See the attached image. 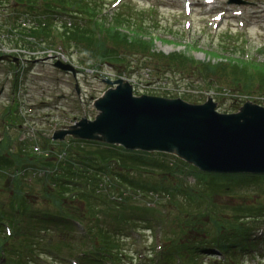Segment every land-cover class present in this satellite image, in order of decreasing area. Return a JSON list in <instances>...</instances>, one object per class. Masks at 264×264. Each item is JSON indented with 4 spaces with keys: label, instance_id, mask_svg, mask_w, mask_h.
<instances>
[{
    "label": "rangeland",
    "instance_id": "374dc122",
    "mask_svg": "<svg viewBox=\"0 0 264 264\" xmlns=\"http://www.w3.org/2000/svg\"><path fill=\"white\" fill-rule=\"evenodd\" d=\"M241 2L245 10L249 33L246 40L243 36L242 39L248 45L241 40H234V27L229 18L224 20L218 35L211 39L206 36V33L202 34L196 31L193 26L199 22V14L195 6L192 9L194 24L189 31L183 32L181 30L182 14L177 0H124L116 10H113L115 8L112 0H97L89 4L97 9L93 16L90 13L86 14L84 11L76 10V6L73 5L72 7L69 2L56 7V11L52 15V21L48 26L47 37L44 35L37 37L35 39L36 43H33L32 46L43 50L46 55L51 53L55 59H61L69 64L72 62L77 67L89 72H86V74L80 72L74 77L72 71L54 65L53 58L47 60L46 63L35 64L32 67L33 76L28 81V87L32 91L42 94L35 101L34 118L29 123L20 121L17 114L5 111L8 101H5L4 97L0 98V139L3 137L0 144V157L6 155L4 162L8 163L5 167L8 170L4 171V176H0V208L6 213L9 211L15 213L17 207L12 205V202L24 200L26 204H30V210L24 213L22 208L21 214L16 213L17 217L14 216L11 222L8 218H5V221L12 226L14 231V241L10 244L9 242H3V245L5 243L6 246H14L16 250L25 249L21 243L33 245L34 253L29 259H33L37 264H69V261L75 263L79 252L84 247L90 246L86 241L87 238L81 235L82 232H79L77 228L74 229L65 225L66 220L63 219V212L53 204L48 192L52 193L54 191L52 188L57 187L52 178L63 171V167L66 166L69 160L75 161L78 152L88 150L92 144L79 143L75 141L79 139L65 136L60 141L56 140L51 144L44 145L46 139H40V135L50 136L52 130L65 126L81 116L92 118L96 111L91 106V101L101 95L108 86L102 81L104 76H111L113 79L123 77V75L127 76L126 79L132 83L133 92L136 95L150 93L184 99L183 94H190L195 103H201L210 96L216 102V109L219 112H235L245 100L251 99L250 96L259 95L258 91L246 92L242 87L239 89L230 88L219 81L211 84L207 79V82H204L194 70L196 65H201V62L203 67V62L207 63L209 60L211 62L221 61V56L237 57L244 61L249 60L243 68L248 72H252L253 62L257 64L264 63V30L258 29L259 22L264 21L262 19L263 12L259 11L261 6L264 5V0H241ZM148 4L156 6L157 12H155L153 19L157 23L152 27L145 26L146 34L142 37L147 40L150 37L153 38V53L169 55L174 52H181L190 57L189 63L185 61L180 66L170 67L164 65V62L157 60L156 57H149L146 52L122 51L112 45L109 40H107V46L105 47L96 44L97 39L103 36L104 32L102 30L107 29L116 12L131 17L130 19L133 22L124 21L122 27L118 28L129 31L131 37L135 36L133 31L138 23L135 22V17L142 18V24H148L150 20L147 18L148 13L146 11ZM195 4L196 2H194ZM101 6L109 12H102L99 9ZM24 9L28 8L24 6H13L12 8L0 6V24L6 25L12 21L19 22L22 17L30 18L31 15L34 17L36 12L44 14L43 5L37 6L35 11H26L27 14ZM252 17L254 18L253 22L251 21ZM74 21L79 27L88 30L90 39L74 41L71 38L63 37L60 29L61 24L70 25ZM33 24L36 25V22H33ZM224 32L231 35V37L229 38L223 34ZM2 34H5V32H2ZM221 35L225 39L220 42ZM56 36L60 37L61 40ZM55 41L58 44V49L56 51L50 50L48 47L51 44L57 46ZM232 43H235V46H228ZM105 48L110 49L112 56L115 52L119 59L115 62L109 61V63L103 60L99 55ZM211 53L221 55H219V58L214 59ZM45 54L38 57L43 60ZM62 54L66 56V59L62 57ZM106 57L110 59L109 56ZM225 61L224 59L223 62ZM1 66L5 67L4 64H1ZM254 75L256 74L254 73ZM256 77L259 79L258 76ZM74 84L77 85L76 92ZM4 93L5 91L2 92V94ZM77 93H80L79 95L84 98L81 105L75 97ZM39 100L43 101V106L39 104ZM45 113L49 115L45 116ZM32 133L33 135H30ZM35 143L41 149H47V154L42 156L33 153L32 146ZM78 147L81 148L77 151ZM162 154L165 155H155L153 158H158V160L173 168L171 172L167 171L166 176L162 175L160 177L161 181L157 179L158 182H173L179 190L193 185L196 178V175L191 173L193 170L179 164L178 158L176 159L174 155ZM35 167H42L45 172L39 171ZM14 168L22 169L21 175L9 172L10 169ZM159 174L161 173L159 172ZM182 175L186 177L187 181H181ZM234 175L235 173L225 174L226 188L222 187L220 191L217 190L214 194L207 195L204 198L195 195L189 197L183 191H180L177 196L168 195L164 189L161 190V194H158L159 192L156 190L134 192L129 187L127 180L121 182V184L128 186V188L121 190L123 192L122 197L130 195L134 197L122 201V197L117 195L119 191L117 187L114 189H107L106 187L107 199H111L112 203L118 202L114 207L101 204L103 208L107 209L106 211L100 206L96 209L90 207L87 208L92 209L89 213L85 210L83 203L76 202L77 189L74 190V196L70 197L67 192V185H64L66 189L63 193L66 197L62 196L61 198L64 204L73 211V215L77 213L78 221H81L88 229L87 234L91 231L97 232L109 226H115L122 237L121 246L127 252L123 261H125V264H133L135 260L133 258L134 261L132 262L130 258L135 256L136 253L140 255L146 252L150 244L156 245V249L164 248L167 250L172 247L173 242L183 244L186 236L196 237L200 234L199 237L206 240L207 234L202 232L213 229V219L207 218V213L203 209L198 210L202 201H211L215 212L218 214L217 218H227L234 225H241V227L246 224L245 222H248L247 218H250L247 217V213L252 212V215H256L259 203H262L261 207L264 209V191L258 193L256 185L236 186L237 181ZM138 179H143L149 184L150 181H153L151 175H141V178ZM159 185L161 186V184ZM232 186L235 187L231 188ZM83 187L84 185L81 184L80 188L83 189ZM110 193H113L112 198ZM176 199L181 204L177 203ZM141 205H147L149 208H144L145 210L142 211L137 208ZM216 207L219 209L216 210ZM57 212L63 217H60ZM26 216H30V220ZM21 221V231H26L27 227L34 228V231L29 236L22 235L20 241H16L18 239L17 230ZM184 221H189L188 226L191 227L185 234L181 231V225ZM73 223L75 224V221ZM256 223L259 226L258 229H264L262 221L256 220ZM7 227V225L1 226V238H3V233L7 232ZM63 228L65 230L61 232ZM257 232L258 230L255 231V233ZM70 236L83 242V248L78 246L76 249H70L69 246L74 245L73 240L75 239L69 242ZM49 239L51 240L50 244L47 243ZM55 241L59 244V248L54 247L56 245ZM255 243L257 251L260 252L259 249L264 246L263 242L255 241ZM212 244L213 242L206 243L203 249L204 255L200 258V264H207L210 260L209 257L214 255V251L211 250ZM249 251V249L246 250L247 253ZM239 254L241 253L239 252ZM13 256H16V254L13 253ZM182 257L184 259L183 255ZM261 257L264 260V256ZM3 258L0 255V259ZM247 258V255H243V259L246 260L245 264H249ZM139 263L140 261L137 260L134 264Z\"/></svg>",
    "mask_w": 264,
    "mask_h": 264
},
{
    "label": "trees",
    "instance_id": "16d2710c",
    "mask_svg": "<svg viewBox=\"0 0 264 264\" xmlns=\"http://www.w3.org/2000/svg\"><path fill=\"white\" fill-rule=\"evenodd\" d=\"M69 2L70 4L76 6V10L80 12H85L86 14L90 13L93 16L96 12V7L90 6V3H94L92 0H15L13 6H24L28 9H24V11H35L37 6L43 5L44 14L43 13H35L40 14L39 17L34 18V21L38 23L36 26L30 27H21L18 28L19 24L17 21H12L11 23L0 24V37L2 32H6V34L10 35V33L14 31H18L21 37L23 35H32L35 37H41L42 35H48L50 25V21H52L53 12L56 11V7L60 5L66 4ZM68 3V4H69ZM0 6H8L7 0H0ZM71 6V5H70ZM4 9V8H3ZM30 9V10H29ZM45 15V16H44ZM43 16V17H42ZM41 17V18H40ZM114 18L110 21L107 29L102 30L103 36L97 39L96 44L102 45L103 47L107 46V40H109L112 45L115 47L124 50H135L146 52L149 57H156L157 60H161L164 62V65L168 66H180L187 61L189 63L190 57L185 56L184 53L174 52L169 55H165L163 53L154 54L152 48V40L150 37L149 40L143 38L142 36L146 34V27L143 24H138L134 28V35L130 36L129 31L121 30L118 27H122L124 21L131 22L129 16L121 15L120 12H116L113 16ZM6 20V18H5ZM76 21L71 22L70 25L62 24L61 34L63 37L71 38L74 41H86L90 39V34L87 29L81 28L78 24H75ZM72 26V27H71ZM147 26V25H146ZM53 27V25H52ZM14 36V35H12ZM24 42V39H21ZM26 42V41H25ZM213 58H219L217 53H211ZM103 60L111 62L117 61L119 58L116 53L112 56L110 54V49L105 48L99 55ZM106 56H109L107 58ZM222 60L217 62H207L203 64V73L211 84L223 83L224 85L230 88H243L244 91H258L261 94H264V63H252L253 70L256 75L252 72H248L247 70H243L244 65H247L249 60H242L240 58H230L221 56ZM226 60L223 62V60ZM190 65V64H189ZM168 73V72H166ZM207 74V75H206ZM258 76L259 79L256 77ZM256 83H259L258 85ZM257 88V90H256ZM222 89V88H221ZM174 97V96H172ZM183 98L186 100H190L195 102L192 99L190 94H183ZM79 143L87 142L92 144V146L84 151L78 152L76 156V160H69L66 166L63 167V171L58 173L56 177L52 178L55 181L57 187H53L52 193L49 191L48 196L52 199L53 204L64 214V217L57 212L60 217H63L66 220L65 225L71 226L74 229L80 225L86 231L88 229L83 225L81 221H78V217L72 214L73 211L70 210L64 202L62 201V196L67 187V192L70 197L74 196V190L77 189V199L76 202H81L85 206V210L89 213L92 209L87 208H99V206L106 211L107 209L103 208L101 204H105L107 207H114L118 202L112 203L111 199H107L106 192L107 189H114L117 187L119 191L117 195L122 197L123 188H128L127 185L121 184V182H125L126 180L129 183V187L132 188L134 192H142L146 190H156L161 194V190L164 189L167 191L168 195H175L183 191L185 194H188L189 197H193V195L198 196L200 198H204L207 195L214 194L217 190L226 188V179L223 174H214V173H201L197 171L194 167L186 164L185 162L178 160L179 164L190 167L193 171L196 178L194 180L193 185L189 187H184L183 190H179L173 182H158L162 175L166 176L167 171L171 172V166L166 163L154 159L155 155H165L162 153H148L136 150H125L121 146L109 145L96 141H86V140H75ZM81 147L77 148V151ZM21 154V152H20ZM22 155V154H21ZM1 156V155H0ZM6 156V155H5ZM4 157H0V163L3 166L8 165V163L4 162ZM178 166V165H176ZM4 169H0V176H4ZM123 172V173H122ZM159 172L161 174H159ZM129 173L131 175H127ZM141 175L148 176L151 175L153 181H150V184L147 181H143ZM54 176V175H53ZM137 176V177H136ZM156 178V179H155ZM235 180L238 185L241 183L247 182L248 184H252L253 182H261L264 183V175L258 174H235ZM85 181H81V180ZM158 179V180H157ZM182 182L183 179L180 178ZM74 181V182H73ZM161 181V180H160ZM73 182V183H72ZM83 184V189L80 188V185ZM87 184V186H85ZM161 184V186L159 185ZM64 185H67L64 187ZM160 187V188H159ZM113 195L111 196V198ZM134 196H124L122 197V201L133 198ZM146 197V196H145ZM111 202V204H110ZM172 202V199H171ZM174 202V201H173ZM176 202L181 204L178 199ZM12 205H15L17 209L15 213L13 211H9L8 213L4 212L3 209L0 208V228L5 218H8L11 222L16 213L22 212V208L24 213L30 210V204H26L24 200L20 202H12ZM138 209L144 211V208H149L147 205H141L137 207ZM203 209L205 213H207V218H212V227L214 230H217V236L210 235L211 230H207L202 232L203 234H207V239H201L200 234L196 237L186 236L184 238L183 244H177L176 242L172 243V247L164 250L162 252V264H170L172 263V259L174 255H180L183 259L182 264H200V258L203 257L204 251L203 249L206 246V243L213 242L211 245V250L213 248H219L223 250L226 254L228 253L230 262H226L227 264H242L239 260L238 256L241 253V257L243 255H247V249H254L256 246L255 241L264 243V230L261 235L258 233L255 234V237L251 235V232L254 231V227L256 226V220L264 222V209L261 207V204L258 205L256 209V215H252V212L247 213L250 217L249 224H244L236 226L231 220L227 218H217L218 214L215 212L211 201L201 202L200 208L198 210ZM219 209L216 207V210ZM30 214V212H29ZM90 215V214H89ZM17 217V216H16ZM30 220V216H26ZM63 219L61 221L65 222ZM75 221V224L73 223ZM189 221H184L181 225V231L185 234L186 231L190 230L191 227L188 226ZM22 221L18 227V239L16 241H20L22 235H28L34 231V228L27 227L26 231H21ZM220 228H218V227ZM258 226V225H257ZM129 229V228H128ZM65 228L61 229L63 232ZM1 232V229H0ZM75 237L70 236L71 242ZM87 238L86 241L90 244L89 247H84V243L80 242L79 239L75 238L73 240L74 245H70V249H76L78 246H81L83 249L79 252L78 258L80 259V264H106L107 262L111 264H125L123 258L127 255V252L121 246L122 237L119 230L113 226H109L106 229L98 230L97 232H88L84 236ZM14 241V231L11 236H6L3 233V238L0 237V255L4 258V264H37L33 259H29L30 256L33 255V245L22 244L25 249L16 250L14 246H6L2 244L3 242L12 243ZM248 242V243H247ZM47 243H51L49 239ZM56 243V241H55ZM59 248V244L56 243L54 247ZM239 251V252H238ZM256 252V251H255ZM13 253L16 256H13ZM132 256L130 261L133 262ZM223 264V261L219 263L214 262L213 264Z\"/></svg>",
    "mask_w": 264,
    "mask_h": 264
},
{
    "label": "water",
    "instance_id": "95a60500",
    "mask_svg": "<svg viewBox=\"0 0 264 264\" xmlns=\"http://www.w3.org/2000/svg\"><path fill=\"white\" fill-rule=\"evenodd\" d=\"M55 65L73 71L59 61ZM105 82L108 87L93 100V119L81 117L56 130L54 139L70 135L127 150L170 153L203 172L264 174V106L245 101L237 111L223 113L211 97L194 104L179 97L133 95L123 78Z\"/></svg>",
    "mask_w": 264,
    "mask_h": 264
},
{
    "label": "bare ground",
    "instance_id": "6f19581e",
    "mask_svg": "<svg viewBox=\"0 0 264 264\" xmlns=\"http://www.w3.org/2000/svg\"><path fill=\"white\" fill-rule=\"evenodd\" d=\"M248 243V242H247Z\"/></svg>",
    "mask_w": 264,
    "mask_h": 264
}]
</instances>
